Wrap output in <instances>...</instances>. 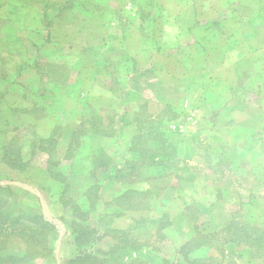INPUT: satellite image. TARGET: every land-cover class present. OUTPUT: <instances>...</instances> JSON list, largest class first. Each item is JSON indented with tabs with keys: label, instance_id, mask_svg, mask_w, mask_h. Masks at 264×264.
<instances>
[{
	"label": "rangeland",
	"instance_id": "374dc122",
	"mask_svg": "<svg viewBox=\"0 0 264 264\" xmlns=\"http://www.w3.org/2000/svg\"><path fill=\"white\" fill-rule=\"evenodd\" d=\"M181 249L264 264V0H0V264Z\"/></svg>",
	"mask_w": 264,
	"mask_h": 264
},
{
	"label": "trees",
	"instance_id": "16d2710c",
	"mask_svg": "<svg viewBox=\"0 0 264 264\" xmlns=\"http://www.w3.org/2000/svg\"><path fill=\"white\" fill-rule=\"evenodd\" d=\"M141 138H142L141 134L136 135V137H135V141H136L135 143L136 144L131 145L130 150H132V151L135 150V151L141 152V154L143 155L144 154V146L141 143ZM85 242H87V240L83 241V247L85 246ZM187 244L184 245V249L187 247ZM184 249H181L180 251H178V254L182 255V257L185 258V260L188 262V264H210V263L204 261L203 259H199V258H201V256H199L198 258H191L189 255L190 252L185 251ZM79 259H81V257L78 258V260ZM73 261H74V259H73Z\"/></svg>",
	"mask_w": 264,
	"mask_h": 264
}]
</instances>
